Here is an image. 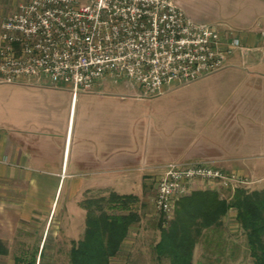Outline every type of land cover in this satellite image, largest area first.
Returning a JSON list of instances; mask_svg holds the SVG:
<instances>
[{"label":"crops","instance_id":"obj_1","mask_svg":"<svg viewBox=\"0 0 264 264\" xmlns=\"http://www.w3.org/2000/svg\"><path fill=\"white\" fill-rule=\"evenodd\" d=\"M20 1H16L12 10ZM173 1L195 20L217 23L222 28L232 29L240 37L249 50L244 54L237 51L236 61L227 58L217 71L227 67L244 71L250 80L249 85H245L249 88L246 91L251 96L264 95V0H209L210 8L215 7L210 12L198 11L188 0ZM126 84L135 90L133 85ZM85 93L97 94L101 98L124 97L123 94L105 96L101 84ZM78 94L72 97L65 88L0 83V240L8 252V243L23 241L19 234L31 226L40 229L33 252L35 256H43L47 233L54 223L52 218L57 207L54 211L53 207L59 190L69 193L61 209L66 206L79 208L84 215L85 210L80 206L82 199L116 192L137 197L135 208L139 218L128 227L109 264H168L166 259H158L154 250L160 238L161 214L153 204L155 182L168 162L180 156L188 161L213 160L226 171L264 181V157L261 156L254 164H249L239 157H226L211 152L212 148L196 146L189 150H175L173 157L162 161L157 156L144 154L142 146L133 141L114 140L108 124L102 125V139L91 135L93 130L89 131L86 123L73 136L74 122L71 125V119L74 120L76 106L73 109L72 104L76 103ZM130 95L134 97L133 91ZM121 122L116 131L122 130L119 128ZM253 143L264 155V141ZM155 214H158L156 218ZM230 214L229 209L221 217L220 226L201 232L193 249V264H256L250 255L246 235L236 220L232 223L235 229L225 234V227L231 225ZM63 221L60 218L57 224ZM65 223L69 224V221ZM142 257L150 258L149 262Z\"/></svg>","mask_w":264,"mask_h":264},{"label":"built area","instance_id":"obj_2","mask_svg":"<svg viewBox=\"0 0 264 264\" xmlns=\"http://www.w3.org/2000/svg\"><path fill=\"white\" fill-rule=\"evenodd\" d=\"M247 50L232 29L195 20L173 0H21L0 21V83L64 87L75 97L110 77L146 98ZM247 182L213 160L172 161L155 182L153 204L166 226L193 190L223 196Z\"/></svg>","mask_w":264,"mask_h":264},{"label":"rangeland","instance_id":"obj_3","mask_svg":"<svg viewBox=\"0 0 264 264\" xmlns=\"http://www.w3.org/2000/svg\"><path fill=\"white\" fill-rule=\"evenodd\" d=\"M16 1L19 0H0V21L13 11ZM188 1L198 11L210 12L215 9L214 6L210 8L209 0ZM235 58H238L237 51L228 60L236 61ZM100 83L105 96L123 94L124 97L101 98L97 94L79 92L76 103L72 104L73 109L76 106L74 120L71 119V125L74 122L73 136L86 123L88 130L94 132L91 135L102 139V125L108 124L114 140L120 138L133 141L142 146L144 154L157 156L162 161L173 157L175 150H189L196 146L212 148L211 152H219L226 157H239L249 164L259 156L264 157L258 152L259 146L252 145L253 142L264 141V95L251 96L246 91L249 88L245 85H249L250 80L244 71L227 67L180 85L171 84L163 93L141 99L132 97L130 93L134 89L123 81L116 82L113 78L105 77ZM255 101L258 102L257 106ZM73 113L74 110L72 116ZM120 122L122 126L119 128L122 130L116 131ZM173 159L176 162L188 161L182 156ZM248 180L247 183H241L247 190L264 187V181L260 182L250 176ZM233 194L234 191L225 192L222 197L229 200ZM68 196L65 190L57 192L53 207V211L57 207L52 218L54 223H51L47 233L44 254L36 256L35 264H69L68 249L71 240H74L72 238L82 236L84 214L79 208L71 206L61 209ZM229 209L231 225L229 229H224L227 235L230 234L229 230L235 229L232 223L236 220V209L233 206ZM157 216L155 214L154 218ZM60 218L64 219V223L59 225L57 221ZM39 234V227L29 226L26 231H22L19 236L24 240L9 242L10 250L5 255L0 254V264H14L17 256L28 260Z\"/></svg>","mask_w":264,"mask_h":264},{"label":"trees","instance_id":"obj_4","mask_svg":"<svg viewBox=\"0 0 264 264\" xmlns=\"http://www.w3.org/2000/svg\"><path fill=\"white\" fill-rule=\"evenodd\" d=\"M136 203L135 195L116 192L82 199L84 229L80 238L71 240L68 263L109 264L128 227L139 218ZM232 206L246 235L250 255L256 264H264V187L247 190L238 186L229 200L212 189L194 190L180 198L174 207V217L166 226L161 216L160 238L154 245L157 258L166 259L168 264H193V249L201 232L220 226L221 217ZM7 252L0 240V254ZM35 259L33 252L28 260L15 257L14 264H35Z\"/></svg>","mask_w":264,"mask_h":264}]
</instances>
